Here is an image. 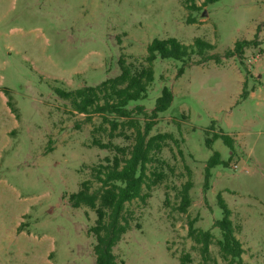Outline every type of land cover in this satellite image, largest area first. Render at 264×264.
<instances>
[{
  "label": "rangeland",
  "instance_id": "1",
  "mask_svg": "<svg viewBox=\"0 0 264 264\" xmlns=\"http://www.w3.org/2000/svg\"><path fill=\"white\" fill-rule=\"evenodd\" d=\"M167 37H201L215 45L204 55L219 62L157 56L145 97L128 104L142 128L153 122L149 135L177 142L167 140L150 164L163 176L145 201L127 204L131 227L113 248L117 264H180L186 253L189 264H239L215 243L217 194L231 210L240 264H264V0H0V264H96L95 211L72 207L68 196L115 154L93 139L127 146L133 132L119 125L112 132L123 133L110 137L103 115L113 114L79 113L54 88L98 85L119 74L120 56L140 68L147 45ZM242 39L256 44L224 57ZM164 86L172 101L152 118ZM215 151L226 163L206 177ZM188 178L191 203L180 212ZM190 219L213 234L205 256L188 235Z\"/></svg>",
  "mask_w": 264,
  "mask_h": 264
},
{
  "label": "trees",
  "instance_id": "2",
  "mask_svg": "<svg viewBox=\"0 0 264 264\" xmlns=\"http://www.w3.org/2000/svg\"><path fill=\"white\" fill-rule=\"evenodd\" d=\"M217 0H203V5ZM200 9L198 6H193ZM256 44L252 39L236 40L231 49L224 52V57H242L244 49ZM215 45L201 37H195L192 43L185 44L174 37L163 39L155 38L146 47L145 64L133 69L123 56L118 59L119 74L107 78L95 86H84L72 90H64L55 87L54 92L62 99L68 100L72 107L79 113L89 114L97 112L113 114V118L103 115V119L109 123V136L113 137L123 133L112 131L119 125L123 128H131L133 132L132 142L127 146H118L111 141L101 142L93 139L94 145L101 148H112L115 151L112 159L104 164H98L91 168L90 178L81 182L80 188L68 196L72 207L87 206L95 211L96 219L89 231L95 237L93 252L96 264H117L113 252L114 246L126 233L131 225L128 218L127 204L133 200L145 201L150 189L159 183L163 173L160 170H150V164L155 162L156 155L167 140L177 142L171 133L159 132L149 135L152 121L142 128L137 120L131 118L130 109L127 107L131 101L143 99L148 86L153 81V63L157 56L185 60L194 54H199L204 60L213 59L219 62L217 54H205ZM245 90H242L244 95ZM5 94L10 97L9 92ZM172 91L164 86L160 95L156 98L150 116L153 118L159 112L165 111L172 101ZM123 118L124 120H120ZM127 123L126 125H124ZM221 138L227 146H232V139L223 133H214L213 139ZM217 151L210 156L205 168L208 176L209 168L225 164ZM192 182L188 178L178 189V210L186 212L191 203L190 189ZM217 204L221 209V217L215 221L220 230V238L215 240L222 258L229 263L241 262L243 248L241 242L235 236V230L231 220V210L226 201L217 194ZM188 235L199 245L202 255H207L209 245L213 243V234L209 230H202L194 226L192 219L188 220ZM188 253L180 257V264H189Z\"/></svg>",
  "mask_w": 264,
  "mask_h": 264
}]
</instances>
